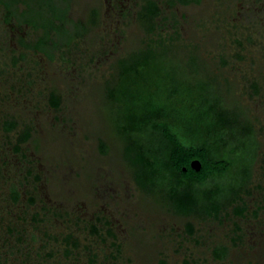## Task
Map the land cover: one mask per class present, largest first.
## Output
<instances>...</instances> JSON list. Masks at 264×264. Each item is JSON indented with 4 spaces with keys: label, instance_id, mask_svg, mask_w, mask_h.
I'll list each match as a JSON object with an SVG mask.
<instances>
[{
    "label": "rangeland",
    "instance_id": "rangeland-1",
    "mask_svg": "<svg viewBox=\"0 0 264 264\" xmlns=\"http://www.w3.org/2000/svg\"><path fill=\"white\" fill-rule=\"evenodd\" d=\"M142 1L57 0L58 5L67 7L64 31L72 35L77 29V34L66 40L52 33L49 42L54 41L57 47L50 57L24 52L15 65L3 64L13 54L8 49L9 29L0 23V43L5 45L0 47V94L11 117H19L22 124L32 120L25 146L33 153L29 166L46 176V185L41 184L38 194L34 193L36 205L28 212L32 219L35 213L36 218L45 217L47 194L53 211L63 209L74 221L63 228L60 216L56 220L49 217L40 228L55 236L73 232L79 242L73 255L65 257L62 244L38 241L39 256L7 255L8 264L86 261L91 239L82 237L77 215L99 203L100 192L109 187L116 195L122 192L130 210L127 219H120L125 230L116 233L119 251L112 257L100 255L97 264H264V0H199L172 6L157 0L161 10L158 33L163 40L169 38L171 50L166 51V57L151 60L149 67L141 70L138 85L131 86L140 92L145 86L143 77L150 74L155 85L167 87L165 72L173 76L184 71L209 82L223 107L249 122L257 149L248 192L241 195L242 203L225 207L211 219L176 215L161 197L139 191L123 156L124 141L114 131L113 117L121 101L109 100L106 88L115 82L117 62L146 49L153 38L138 20ZM23 8L22 3L17 5L18 11ZM17 34L30 41L41 35L24 26ZM24 82L31 87L25 100L18 96ZM50 92L60 97L59 109L37 110L39 104H47ZM13 97H19L15 104ZM32 101L36 108L26 111ZM5 148L2 142L0 152ZM115 203L122 204V200L116 198ZM236 206H244L241 216L235 214ZM12 210L13 215L20 213L18 208ZM30 219L24 222L25 233L45 239L29 226ZM100 246L103 249L105 245ZM219 247L226 251L222 259L212 252Z\"/></svg>",
    "mask_w": 264,
    "mask_h": 264
},
{
    "label": "trees",
    "instance_id": "trees-1",
    "mask_svg": "<svg viewBox=\"0 0 264 264\" xmlns=\"http://www.w3.org/2000/svg\"><path fill=\"white\" fill-rule=\"evenodd\" d=\"M198 1L161 0L164 6ZM18 2L24 5L20 21L32 28H41L45 39L49 30L60 34L53 19L62 21L66 6L61 7L57 0H34L33 3L32 0H0L11 12ZM160 13L157 0L142 1L138 20L153 38H149L146 49L117 62L118 78L106 88L109 100L121 101L120 105L115 102L118 107L113 117L114 131L124 141L123 156L132 168L134 182L142 191L150 194L161 190L171 196L184 176L181 167L190 159H196L201 165L200 172L195 175L199 187L205 181L219 178L221 181L213 187L197 186L190 204L169 202L180 215L216 218L225 207L238 201L242 203L240 195L248 192L247 184L256 158V139L249 122L238 112L223 107L209 82L195 75L188 76L182 71L172 76L163 72L168 86L162 87L158 83L155 85L150 74H146L142 80L143 90L139 92L131 87L138 85L141 70L148 68L151 60L166 57V51L171 50L169 38L163 40L158 33ZM42 40L36 47L44 50ZM146 90L149 91L147 95L144 94ZM181 98L186 99L183 102ZM235 209V214L241 216L244 206ZM214 254L222 259L225 249H216Z\"/></svg>",
    "mask_w": 264,
    "mask_h": 264
},
{
    "label": "flooded vegetation",
    "instance_id": "flooded-vegetation-1",
    "mask_svg": "<svg viewBox=\"0 0 264 264\" xmlns=\"http://www.w3.org/2000/svg\"><path fill=\"white\" fill-rule=\"evenodd\" d=\"M19 3L20 2L16 3L15 8H13V12L7 10L5 6L0 3V23L3 27L9 29L10 41L8 44V49L13 54L10 58H7V62H5L6 60H4L3 64H7L8 62L12 65L17 64L18 61L23 58L24 52L41 53L47 57H50L51 51L57 47V43L55 44L54 41L49 42L50 34L54 33L55 35H57L53 30H49V34L45 39V37H43V30L41 28H32L26 23L20 21L21 11H18L17 9V5ZM65 13V18L62 21L53 19V22L54 25L59 29L58 32L60 34L57 36L65 37L66 40H68V36L71 37L76 35L77 31L74 30L72 35L66 34L62 25L63 23L67 22V11ZM22 26L28 27L33 31H40V37H37L36 39H34V41H30L27 40L26 35L17 34L18 30ZM40 39H43L41 41L43 42L41 47L44 50L38 49L36 47V43H40ZM3 46L5 45L3 44ZM3 46H1L0 43L1 49H3ZM117 78L118 76L116 75L114 80ZM28 91H31V87H28L24 82L21 84L18 96L21 95L25 100V98H27L26 93ZM3 99V95L0 94V131L2 134V137L0 138L2 139L0 141V144L3 142L6 145V148L3 149V152H0V190L2 189V193L0 191V229H2L3 231V234L1 233L0 235V264H8V262H10V259L7 258V255H13L15 256V258H18L21 255L31 258L32 256L30 254L33 253V255L35 254L39 256V252L36 251V248L39 246L37 244L38 241L40 243L44 241L46 242L48 240H51L52 242L56 241L57 243L62 244V252H64L65 257H70L71 255H73V251L79 244V242L77 243V238L75 237L73 232L67 233L65 231H62V233L58 234V236L49 235L44 231V229H41L40 226L41 223H46V219H49V217L55 219L57 216H60L59 218H62L59 219L61 220L60 222L63 221L61 223L62 227L66 228L64 226L74 221V219H70L73 218L72 215L63 212V209H61L60 212H54V208L50 206L51 200L47 196V194L44 195L45 202L47 203L45 209H43L45 217L36 218V215H38V213H35V217H33L32 219V212H28V209H32V207L36 205V196L34 195V193L38 194L41 184V186L46 185V176L40 175V172L34 170L29 166L32 163L30 160L33 156V153L32 150L26 149L25 146L28 143L30 130L33 129V124L31 122L32 120H28V124H22V122L19 121V117H11L10 112L5 109L6 101H3ZM18 99L19 97H13L12 104L17 103ZM60 105V97L50 92L47 96V104L45 106L40 107L39 104V108H36L37 105L35 101H32L28 102L25 107L26 111H31L35 108L39 111H42L43 108V110H45L47 113L50 110H58ZM10 133H12V136ZM194 160L197 161L196 159H190L187 165H183L181 167V172L184 176L180 181V186L178 187L177 191L171 196L166 195L164 191L161 190H156V192L150 194L140 190L134 182L133 171H131L132 181L139 191H142L147 195L161 197L162 200L164 199L165 204L170 211H172L176 215H180L173 210V207L169 204V202L173 203L174 201L179 205H185L187 203L190 204V201L195 198L196 187L198 186V184H200L195 180V175L200 172L201 165L198 162V166L195 165V167H198V170H196L195 167H193L191 164ZM219 181H221L219 178H215V180L210 179L209 181H205L201 185V187H198L202 188L203 185L213 187V185H216ZM212 182L214 183L212 184ZM103 189L99 195V203L97 202V204H93L91 208L86 207L85 211H80V214L77 215V219L79 221L78 228L80 226L81 229L79 231L82 233V237L91 239L89 240L90 244L86 247L85 250V257L87 258V260L82 261L81 263L77 262L78 264H97L98 261L96 260V258L101 257L100 255H108L112 257L114 256L113 252L119 251V245H117L114 241H117L116 238L118 235L116 233L118 229H121L122 231L125 230L126 225L122 224V222H120V219H122V217L127 219L128 216H125L128 215L130 207L128 202H126V197L122 196V192H120V195H116L114 194V192L116 193V191L110 190V187L105 188L104 190ZM116 198H118L119 201L122 200V204H116ZM240 199L242 200V197ZM5 208L7 209V211H5ZM12 208H18L20 213L17 212V214L13 215ZM55 208L57 209V211H59L57 207ZM94 212L96 214H94ZM180 216L191 217L186 215ZM27 219H30L31 221L29 226L34 227L37 231H39V233H42V235L45 236V239H42V237H38L37 239L34 237L35 235H27L25 233L27 229L25 230L23 225ZM81 220H83V222L81 225H79ZM32 221L35 224L31 225L33 223ZM123 225L124 227H122ZM100 243L105 245L103 249H101ZM219 248H214L212 252L214 253V250ZM103 252H105V255L103 254ZM225 256L226 251L224 257ZM63 259L67 261L66 258ZM160 262L161 261H159V264ZM46 264H53V262L46 261Z\"/></svg>",
    "mask_w": 264,
    "mask_h": 264
},
{
    "label": "water",
    "instance_id": "water-1",
    "mask_svg": "<svg viewBox=\"0 0 264 264\" xmlns=\"http://www.w3.org/2000/svg\"><path fill=\"white\" fill-rule=\"evenodd\" d=\"M191 164H192L193 167H195V165L198 166V161H195V160H194V161H192ZM195 169L198 170V167H195Z\"/></svg>",
    "mask_w": 264,
    "mask_h": 264
}]
</instances>
